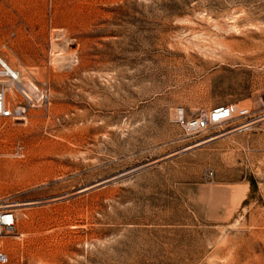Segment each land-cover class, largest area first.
<instances>
[{
    "label": "rangeland",
    "instance_id": "374dc122",
    "mask_svg": "<svg viewBox=\"0 0 264 264\" xmlns=\"http://www.w3.org/2000/svg\"><path fill=\"white\" fill-rule=\"evenodd\" d=\"M0 56L6 264H264V0H0Z\"/></svg>",
    "mask_w": 264,
    "mask_h": 264
},
{
    "label": "built area",
    "instance_id": "2783aa9c",
    "mask_svg": "<svg viewBox=\"0 0 264 264\" xmlns=\"http://www.w3.org/2000/svg\"><path fill=\"white\" fill-rule=\"evenodd\" d=\"M24 74L9 68L0 60V117L24 119L31 107L48 108L49 87L44 82L25 81ZM236 111L235 104L226 103L212 108L209 112L191 119H184L183 108L175 111L176 120L190 131L197 132L212 124L230 120ZM211 176V172L207 173ZM16 215L11 208H0V237L10 234L15 228ZM8 257L0 248V264H6Z\"/></svg>",
    "mask_w": 264,
    "mask_h": 264
},
{
    "label": "bare ground",
    "instance_id": "6f19581e",
    "mask_svg": "<svg viewBox=\"0 0 264 264\" xmlns=\"http://www.w3.org/2000/svg\"><path fill=\"white\" fill-rule=\"evenodd\" d=\"M0 60L3 61L9 68H12L1 56H0Z\"/></svg>",
    "mask_w": 264,
    "mask_h": 264
}]
</instances>
